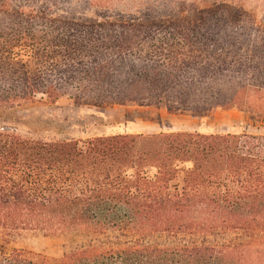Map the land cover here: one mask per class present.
I'll return each instance as SVG.
<instances>
[{
  "label": "trees",
  "instance_id": "obj_1",
  "mask_svg": "<svg viewBox=\"0 0 264 264\" xmlns=\"http://www.w3.org/2000/svg\"><path fill=\"white\" fill-rule=\"evenodd\" d=\"M262 3L83 21L0 0V231L64 240L37 257L1 244L0 264H264V135L18 128L38 96L192 117L262 100Z\"/></svg>",
  "mask_w": 264,
  "mask_h": 264
},
{
  "label": "rangeland",
  "instance_id": "obj_2",
  "mask_svg": "<svg viewBox=\"0 0 264 264\" xmlns=\"http://www.w3.org/2000/svg\"><path fill=\"white\" fill-rule=\"evenodd\" d=\"M215 0H55L52 13L58 17L90 21L102 14H149L167 16L198 14ZM218 1V0H217ZM259 12L264 24V3ZM171 15V16H172ZM244 109H218L203 117L169 113L164 107L110 106L96 108L74 106L67 98L57 102L38 96L24 103L18 126L23 136H59L85 139L118 133H159L197 131L205 134L248 133L264 135V96ZM70 108V109H67ZM93 115V116H91ZM24 117V118H23ZM61 237H45L36 232H1L0 245L8 251L24 249L33 256L58 254Z\"/></svg>",
  "mask_w": 264,
  "mask_h": 264
}]
</instances>
